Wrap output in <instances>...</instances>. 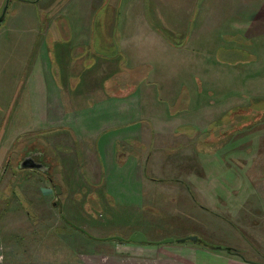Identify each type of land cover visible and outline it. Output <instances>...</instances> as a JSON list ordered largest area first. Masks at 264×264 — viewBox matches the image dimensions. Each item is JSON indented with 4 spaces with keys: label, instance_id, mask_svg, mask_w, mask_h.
I'll return each mask as SVG.
<instances>
[{
    "label": "rangeland",
    "instance_id": "1",
    "mask_svg": "<svg viewBox=\"0 0 264 264\" xmlns=\"http://www.w3.org/2000/svg\"><path fill=\"white\" fill-rule=\"evenodd\" d=\"M255 1L241 0L247 7L241 19L244 28L250 26L251 4ZM5 2L6 0H0V15ZM233 2L234 0H162L164 4H186L192 7V12L186 10L166 13L172 14L175 21L178 20L177 16L184 21H192L191 25L194 20L197 22L204 17L209 21L214 20L212 22L219 23L221 20L229 26L235 20L233 13L227 10ZM91 3V0H40L31 3L14 1L10 3L8 10L14 9V12L0 25V160H4L0 164V257L8 264H178L181 256H184L179 248L160 250L162 245L156 243L170 238L176 242L173 245H179V240L196 236L210 245L240 251L244 258L243 264H264V187L252 186L254 181L251 178L254 179L256 174L260 175L259 171L255 172L257 161H252L253 156L247 155V151L239 152L242 148L238 144L239 140H233L226 151L212 157L209 165L212 172L211 186L206 188L203 203L197 197V189L193 190L195 195H192L180 183L185 179L194 185L193 181L198 179L192 177V170L196 166L193 168L186 164L179 170L166 165L158 171H142L143 182L144 176L154 180H146L147 186L142 188L129 181L131 185L126 188L129 196L125 199L118 197L111 182L106 180L104 185V178L109 174L99 162L98 149L92 154L99 163L96 166L93 161H87L92 155L83 154V149L81 153L76 149L70 153L68 149L51 145V155H47L50 157L49 164L52 165L54 179L42 171L20 167L31 149H39L41 152L46 138L50 134L54 135L53 131L45 129L43 121V92L46 87L41 74V64L44 61L41 52L49 49L52 54H58V48L64 47L65 42L68 44L70 33L66 36L64 32L60 31L58 34L56 31L57 26L60 28L61 23L66 22L65 19L70 18L69 30L75 34L77 28L81 34L85 20L89 18V23L91 21L88 9L81 7L94 4ZM222 6L227 9L221 8ZM237 20L240 21V18ZM97 21L100 22L101 17ZM163 22L166 24H162V27L164 31L168 29L166 33L170 38L182 40L176 29L169 30L173 21L170 23L166 19ZM10 24H14V27ZM96 27L95 47L99 50L106 47L103 51L108 56L115 54L113 37L117 41V35L112 34V27ZM53 33L56 37L60 35L62 44L56 42L51 45L49 39ZM213 35L216 36L217 33ZM47 42V47H44ZM27 43L31 49H28ZM199 43L202 44V41ZM67 46L69 50L71 47L69 44ZM211 53L214 54L213 50ZM59 63H63L60 73L64 74V61L59 60ZM205 64L211 65L209 71L203 72H207L206 75L198 77L204 84L200 96H194L193 99L202 104L191 113L190 116L194 118L192 122L217 118L227 106L250 104L256 99L252 97L249 87L253 86V77L244 76V89L238 92L232 72L222 77L215 68L214 60L208 62L205 59ZM84 68L97 69L86 63ZM258 71L259 84L262 85L264 66H260ZM154 86L158 88L157 84ZM84 88V82L77 85L78 90ZM142 90L143 98H154L156 94L148 92V84ZM181 131L184 130L179 128L177 132ZM254 131L259 133L256 135L257 139H252L255 140L252 143L251 138L244 135L242 143L244 149L253 145V153L262 154L259 159L257 157L258 161H264V124H259ZM69 142L67 148L71 146L72 149L76 143L75 138ZM167 143L172 146L170 142ZM6 144H9V148L12 146L8 151L2 148ZM186 147L184 155H196L194 146L188 144ZM234 147L236 152L233 151ZM4 151L7 152L4 154ZM183 154L181 155L186 161L194 158L192 155L186 158ZM234 168L238 177L224 184L225 176L226 182L229 181V175L236 171ZM263 169L264 166L260 171ZM128 177L130 176H126ZM55 184H60L63 189L62 212L54 205ZM44 187H50L53 194L44 196L41 191ZM194 197L200 200L202 206ZM204 208H209L212 213L204 211ZM227 209L234 213V217L237 216L238 221L234 219L233 222L239 226L238 230L231 227L234 224L229 219L227 222L231 224L215 216H229ZM255 217L258 225L253 223ZM73 226L83 229L89 236ZM135 232L144 234L148 242L134 244L110 239H128ZM164 245L168 247L167 244ZM180 245L196 247L190 241Z\"/></svg>",
    "mask_w": 264,
    "mask_h": 264
},
{
    "label": "crops",
    "instance_id": "2",
    "mask_svg": "<svg viewBox=\"0 0 264 264\" xmlns=\"http://www.w3.org/2000/svg\"><path fill=\"white\" fill-rule=\"evenodd\" d=\"M14 1L31 3L40 0H10V3ZM91 1L93 5L81 7L88 9V15L91 17L90 23L89 18L85 20L81 34L77 28L75 34L69 30L70 18L65 19L66 22L61 23L60 28L56 27L58 34L60 31L66 36L70 33L68 44L71 48L68 50V44L65 42L64 47L58 48V54H52L49 49L41 52L44 60L41 64V74L46 87L43 92V121L46 124L45 129L54 132V135L50 134L44 142L45 153L51 155L49 149L54 144L60 149H68L70 153H73V149L81 153L83 149L85 155H92L93 151L98 149L99 162L109 174L104 178V185L106 180L111 182V187L121 199L129 196L126 189L131 185L129 181L142 188L147 186L146 180H154L144 176L143 182L142 171H158L166 165L178 170L185 164L193 168L196 166L192 170V177L198 178L193 181L195 186L185 179L181 180L185 184L181 181L180 183L186 186L185 190L191 191L192 195H195L193 190L197 189V197L201 198L203 203L206 188L211 186L212 172L209 165L212 157L226 151L233 140H239L238 144L242 145L239 152L245 150L247 155L254 157L252 161H257L255 172L259 171L260 175L256 174L254 179L251 178L254 181L252 186L264 187V169L260 171L264 161H258L262 154L253 153V145L244 149L242 143L244 135L251 138L253 143L255 140L252 139H257L256 135L259 134L254 130L259 124H264V83L259 84L258 71L260 66H264V0H256L254 4L252 2L250 26L246 28L241 19L247 7L241 0H234L229 9L221 7L233 13L235 20L229 26L221 20L219 23L212 22L214 20L209 21L204 17L197 22L194 20L191 25L192 21H184L179 16L175 21L172 14H166L186 10L192 12L193 8L186 4H164L162 0ZM13 12L14 9H10L5 18ZM99 17L100 22L97 21ZM166 19L170 23L173 21L169 30L176 29L182 40L175 41L166 33L168 29L164 31L162 24H166L163 22ZM96 26L109 29L112 27V34L117 35V41L113 37L115 54L108 56L103 51L106 47L103 46L102 50L95 47ZM213 33L217 35L214 36ZM53 34L55 36L52 35L49 39L51 45L56 42L62 44L60 35L56 37V34ZM200 40L202 44L199 43ZM46 44L48 42L44 47H47ZM27 47L32 48L28 43ZM205 59L208 62L214 60L215 68L222 77L232 72L238 92L244 89L243 77H253V86L249 87L252 97L256 99L250 104L227 106L217 118L192 122L194 118L190 116L191 113L196 111L195 107L202 104L193 99L194 96H200L204 84L198 77L206 75L207 72H203L209 71L211 65H206ZM59 60L64 61V74L60 73L63 63L60 64ZM84 63L97 69L84 68ZM80 82H84L83 90L77 89ZM146 84L149 86L148 92H156L154 98H143L142 88ZM179 128L184 131L177 132ZM72 138H75V146L72 149L71 146L67 148V142L71 143ZM188 144L195 147L196 155L183 154ZM9 147V144L2 145L7 151L12 148ZM7 151H4V154ZM233 151L236 152V147ZM181 154L186 158L190 155L194 158L186 161ZM236 156L237 154L234 159ZM88 160L93 161L96 166L99 164L93 155ZM3 162L2 158L0 164ZM236 172L237 170L229 175L227 182L225 176L224 184H228L231 179L235 180L238 177ZM41 191L46 197L53 194L50 187H44ZM93 195L95 198V193ZM119 198L118 200H121ZM197 201L201 205L200 200ZM203 210L212 213L209 208ZM227 210L229 216H215L226 222L229 219L234 224L231 227L238 230L239 226L233 222L234 219L238 221L237 216L234 217V213ZM253 223L258 225L256 217ZM78 239L82 240L81 237ZM175 243L174 241L167 244L168 247L160 244L162 246L159 249L179 248V252L184 255L181 256V261L186 263L179 261L178 264H243L244 258L240 251L228 253L225 250H212L195 242L192 243H195L196 247L180 245L186 242L173 245ZM0 264L8 263H4L0 257Z\"/></svg>",
    "mask_w": 264,
    "mask_h": 264
},
{
    "label": "water",
    "instance_id": "3",
    "mask_svg": "<svg viewBox=\"0 0 264 264\" xmlns=\"http://www.w3.org/2000/svg\"><path fill=\"white\" fill-rule=\"evenodd\" d=\"M8 3H9V0L6 1L5 3V6L3 7V10H2V13L0 15V25L1 23L3 22L5 16H6V13H7V10H8ZM20 167L22 169H33V170H36V171H42V172H45L47 169L46 168H42V167H39L37 165H34L32 163V161L30 159H27L25 158L21 163H20ZM54 188V192H55V195H56V201L54 203L55 206H58L59 209H60V212L63 211V204H62V194H63V189H62V186L60 184H55L53 186ZM75 229L79 230L80 232L88 235V233L86 231H84L83 229H80L78 227H75L73 226ZM111 240H117V241H120V242H125V243H134V244H144V243H147V238L144 234L140 233V232H136L134 233L130 238L128 239H123V238H120V237H113V238H110ZM101 240H106V239H101ZM187 241H191V242H195V243H199L207 248H210L212 250H225L227 251L228 253L232 252V249L230 248H224V247H220V246H215V245H207L205 244V242L196 237V236H192V237H189L187 239H182V240H179L178 242H187ZM174 240L173 239H166V240H162L156 244H170V243H173Z\"/></svg>",
    "mask_w": 264,
    "mask_h": 264
},
{
    "label": "flooded vegetation",
    "instance_id": "4",
    "mask_svg": "<svg viewBox=\"0 0 264 264\" xmlns=\"http://www.w3.org/2000/svg\"><path fill=\"white\" fill-rule=\"evenodd\" d=\"M9 5H10V0L8 3V10H9ZM8 10H7V12H8ZM29 152H30V154L27 155L26 158L30 159L34 165H37V166L42 167V168H46L47 170L44 173H46V175H49V177L51 176V179H54V177H53L54 173L51 171L52 165L50 166V164H49L50 163V157L47 155V153L45 154L44 149L42 148V151H41L42 153L39 151V149H37V150L31 149ZM31 170H33V169H31ZM87 236H89V235H87Z\"/></svg>",
    "mask_w": 264,
    "mask_h": 264
},
{
    "label": "trees",
    "instance_id": "5",
    "mask_svg": "<svg viewBox=\"0 0 264 264\" xmlns=\"http://www.w3.org/2000/svg\"><path fill=\"white\" fill-rule=\"evenodd\" d=\"M28 212L31 213V211H29V210H28ZM204 242H205V241H204ZM205 244L210 245V244H208L207 242H205ZM233 251H234V250H232V252H233Z\"/></svg>",
    "mask_w": 264,
    "mask_h": 264
}]
</instances>
